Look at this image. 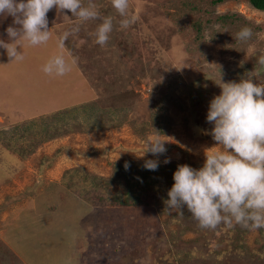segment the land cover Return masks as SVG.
I'll use <instances>...</instances> for the list:
<instances>
[{
    "label": "rangeland",
    "instance_id": "obj_1",
    "mask_svg": "<svg viewBox=\"0 0 264 264\" xmlns=\"http://www.w3.org/2000/svg\"><path fill=\"white\" fill-rule=\"evenodd\" d=\"M92 2L106 12L80 23L66 41L65 54L76 64L65 76H48L42 66L59 51L57 38L78 23L67 10L47 13L53 38L25 46L23 61L11 62L0 48V258L264 264V228L204 229L186 207L183 214L166 208L170 167L199 168L205 151L219 148L206 115L221 91L220 76L264 84L257 62L264 55V11L247 0H129L136 20L122 29L111 0ZM104 13L114 30L100 46L93 31ZM224 13L232 20L219 21ZM12 21L0 16L6 42ZM243 27L252 30L247 41L235 38ZM107 47L115 53L102 51ZM120 81L123 90H108ZM156 138L166 140L167 151L144 153L146 141ZM149 159L161 168L146 169ZM127 179L130 203L120 206Z\"/></svg>",
    "mask_w": 264,
    "mask_h": 264
},
{
    "label": "clouds",
    "instance_id": "obj_2",
    "mask_svg": "<svg viewBox=\"0 0 264 264\" xmlns=\"http://www.w3.org/2000/svg\"><path fill=\"white\" fill-rule=\"evenodd\" d=\"M111 5L122 18L120 28L135 22L136 17L128 15L129 0H111ZM53 8L69 11L78 21L57 38L59 51L42 66L48 76L62 77L76 64V59H69L64 51L68 38L79 31L80 23L101 19L99 7L92 0L87 5L83 0H0V16L13 18L6 29L8 41L0 39V48L12 62L25 59V46L46 45L53 38L47 16ZM113 30V18L103 17L94 34L95 43L106 45ZM251 37V28L243 27L235 38L247 41ZM257 62L264 66V55ZM217 84L221 91L210 100L206 121L213 125L211 136L219 148L205 151L199 168L186 163L177 166L166 208L170 213L183 214L186 207L204 229L214 230L225 224L259 230L264 228V84L254 82V77L224 82L221 76ZM165 141H146L144 153H165ZM158 166L155 159L144 164L152 171Z\"/></svg>",
    "mask_w": 264,
    "mask_h": 264
},
{
    "label": "trees",
    "instance_id": "obj_3",
    "mask_svg": "<svg viewBox=\"0 0 264 264\" xmlns=\"http://www.w3.org/2000/svg\"><path fill=\"white\" fill-rule=\"evenodd\" d=\"M219 1H222V0H213V3H216V2H219ZM248 4L251 6V8L255 9V10H259V11H264V0H247ZM101 7H99V10L100 12H106L103 8V3L101 2ZM115 12V11H114ZM105 17L106 16H110V15H106V13H104ZM234 14H228V13H224V14H220V15H217V18L219 19V21H221L222 23H225L226 21H229V20H232ZM195 27L197 29V31H201V24L199 21H196L195 23ZM97 28V27H96ZM96 28L95 30L93 31V33L95 34V31H96ZM95 36V35H94ZM111 37V36H110ZM96 47V45H95ZM97 48V47H96ZM109 47H107V49H104L102 51H110L109 53L111 54H114L115 53V49L113 48L112 50H110V48L108 49ZM139 61V64H141V61L140 59L138 58ZM145 63H143L141 65V67L144 65ZM125 86V82L121 83V81L119 82V84L117 85V87H108V90L113 92V91H119V90H123V87ZM161 168V166H158ZM173 173H174V168L173 167H170V177L173 178ZM124 175V174H123ZM147 176V172L145 174H143V176ZM137 181H139V178H137ZM129 186H131V183L128 181L127 179V182L124 186V194L125 196H123V198H119L116 200V203L119 204L120 206H126L130 203V198H131V195H130V190H129ZM128 189V190H127ZM130 195V196H129ZM10 261H7L6 260V257H2V259L0 258V264H9ZM11 263V262H10ZM12 264V263H11Z\"/></svg>",
    "mask_w": 264,
    "mask_h": 264
}]
</instances>
